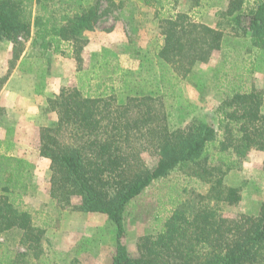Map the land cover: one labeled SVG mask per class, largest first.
<instances>
[{
	"label": "trees",
	"instance_id": "trees-1",
	"mask_svg": "<svg viewBox=\"0 0 264 264\" xmlns=\"http://www.w3.org/2000/svg\"><path fill=\"white\" fill-rule=\"evenodd\" d=\"M155 1L163 36L154 56L156 84L137 81L135 72L112 65L108 49L82 65L84 34L98 26L100 0H0V41L14 44L15 60L23 51L20 40L32 36L37 55H66L70 48L80 66L77 83L47 99L57 119L39 128V151L52 172L50 195L63 209L108 216L116 234L112 264H264V204L258 215L222 213L223 206L242 200L241 188L227 184V175L241 169L251 150L264 151V94L244 82L245 75L254 74V63L233 79L223 71L218 124L192 117L186 125L171 126L167 99L197 62L223 49L227 33L184 12L166 14L165 0ZM219 14L229 34L249 36L254 49L264 50V0H228ZM10 72L0 75V91ZM116 76L130 82L124 91L116 89ZM1 147L0 141V235L20 231L27 253L22 258L0 254V264H20L29 252L39 256L43 230L25 207L32 164ZM146 153L154 164L146 162ZM175 172L189 182L183 199L160 230L139 238L140 255L134 258L125 243L128 208ZM74 197H80L79 204Z\"/></svg>",
	"mask_w": 264,
	"mask_h": 264
},
{
	"label": "rangeland",
	"instance_id": "rangeland-1",
	"mask_svg": "<svg viewBox=\"0 0 264 264\" xmlns=\"http://www.w3.org/2000/svg\"><path fill=\"white\" fill-rule=\"evenodd\" d=\"M145 1L100 0L101 17L98 26L94 31L84 34L87 43L82 51V65L88 66L95 54L108 49L107 58L112 65L119 64L121 71L135 72L137 81L156 84L154 56L163 43V36L160 22L155 17L156 1L150 0L151 5H147ZM165 4L163 12L166 14L184 12L194 21L227 33L223 49L209 61L197 62L190 74L178 81L175 96L167 99L171 126L186 125L192 117L218 124L216 110L224 97L223 90L219 89L223 71H228V77L233 79L244 65L254 63V74L250 77L245 75L244 82L248 86L254 85L264 94V50L254 49L249 36L229 34L230 27L219 14L227 10L228 0H178L174 4L165 0ZM32 39L31 36L20 40L23 51L16 60L14 44L0 41V69L9 67L12 72L20 65L21 69L32 72L31 85L35 84L34 93L40 99L39 111L42 112L44 121L37 124L32 129L34 131L28 132L30 136L25 135L26 131L21 133L13 121L15 118H12V124L7 121L9 112L1 104L0 91V105L4 108L3 114H0L1 149L8 154L23 157L32 164L31 192L24 197V201L25 207L32 212L35 226L43 230L40 253L39 250L37 252L39 256L29 252L28 257L22 259L20 264H72L74 260L82 264H112L116 248L114 225L104 213L61 208L50 195V160L41 156L39 151V128L51 123V115L57 119V114L49 110L47 99L56 96L62 87L77 83L79 63L70 48H66V55L53 52H48L45 56L37 55ZM113 69L110 67L108 71H103V74L109 72L104 76L110 75ZM221 70L222 72H217ZM116 78V89L118 92L124 91L130 82L123 84L118 81V76ZM17 87L20 85L17 84ZM48 87L52 91L58 89V93L47 94L45 91ZM27 153H30L31 158L25 157ZM144 159L148 164H154V158L150 154H144ZM263 161L264 151L251 150L241 169L233 170L227 175V184L241 188L242 200L235 205L223 206L224 216L236 217L242 213L258 215L261 212L264 204ZM188 183L180 172L172 173L165 180L148 188L129 206L125 219V243L132 257L140 255L138 241L141 236L154 234L161 229L166 217L183 199L182 188ZM79 202L80 197H74V203ZM21 234L18 230L1 234L0 254H10L11 257L18 255L22 258L27 253V248L20 243Z\"/></svg>",
	"mask_w": 264,
	"mask_h": 264
},
{
	"label": "crops",
	"instance_id": "crops-1",
	"mask_svg": "<svg viewBox=\"0 0 264 264\" xmlns=\"http://www.w3.org/2000/svg\"><path fill=\"white\" fill-rule=\"evenodd\" d=\"M11 44V43H10ZM9 67L5 69H0V75L4 76L8 73ZM31 77H33L30 70L21 69L20 65L17 66L10 72V76L1 90V104L8 109L9 117L7 121L12 124V118L17 126V130L23 133L26 131L25 135L30 136V133L37 124L43 121V114L39 111V97L35 91V84L31 85ZM17 84L20 87H17ZM65 85V83H63ZM53 86V85H52ZM55 87H53L54 89ZM46 93L55 92L58 93V89L51 90V87L47 88ZM47 93V94H49ZM51 121L56 120L55 116L51 115ZM45 124V123H44ZM33 135V134H32ZM19 137L21 135L19 134ZM21 146V145H18ZM27 158L30 157V153L25 155Z\"/></svg>",
	"mask_w": 264,
	"mask_h": 264
}]
</instances>
